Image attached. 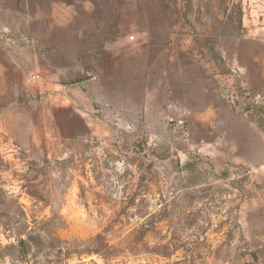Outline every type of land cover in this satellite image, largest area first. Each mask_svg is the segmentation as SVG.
I'll return each instance as SVG.
<instances>
[{"label":"rangeland","instance_id":"rangeland-1","mask_svg":"<svg viewBox=\"0 0 264 264\" xmlns=\"http://www.w3.org/2000/svg\"><path fill=\"white\" fill-rule=\"evenodd\" d=\"M0 264H264V0H0Z\"/></svg>","mask_w":264,"mask_h":264},{"label":"crops","instance_id":"crops-1","mask_svg":"<svg viewBox=\"0 0 264 264\" xmlns=\"http://www.w3.org/2000/svg\"><path fill=\"white\" fill-rule=\"evenodd\" d=\"M120 43L123 44V39L121 38ZM159 44V43H158ZM155 43L154 39L152 38V36L150 35H144L142 34L141 36L138 37L137 41L135 44L131 45V44H127L126 43V47H128V54H129V49H132L133 53H143V61H142V65H143V71H142V79L143 82L145 81V89L143 92V98L148 100L150 98L154 97V90L150 89L149 87V82H153V80H157L158 84L160 85V80H163L165 78H167L168 83H166V93H168V97H172L175 100L177 99V86L175 85L178 82L177 78L172 79V83H170V76H171V72L170 70L167 72L164 69V72H161V60H160V51H161V47ZM122 46V45H121ZM122 48H124L122 46ZM111 59L114 61L115 57L114 55L111 56ZM176 63V62H175ZM64 63H61L60 65V75H61V67L63 66ZM93 63H80L78 61H74V67L82 70H87L88 72V76H83L80 77L78 79H76L75 81H73V83L77 84V85H82L84 87V85H86L85 83L87 81H89L88 79L92 78V70H93ZM175 72H177V70H175ZM178 75H179V87L182 90L184 88L183 86V72L181 69H179L178 71ZM125 80H128V78H125ZM65 84V81H60V85ZM129 89V88H128ZM127 89V90H128ZM90 91V89H89ZM128 95V94H127ZM181 100V99H180ZM149 103L146 102L145 104V108H148Z\"/></svg>","mask_w":264,"mask_h":264},{"label":"water","instance_id":"water-1","mask_svg":"<svg viewBox=\"0 0 264 264\" xmlns=\"http://www.w3.org/2000/svg\"><path fill=\"white\" fill-rule=\"evenodd\" d=\"M76 71L78 72L77 74L79 75V78L83 76H88L87 70H84V69L80 70L76 68ZM60 81H66L63 75H60Z\"/></svg>","mask_w":264,"mask_h":264}]
</instances>
